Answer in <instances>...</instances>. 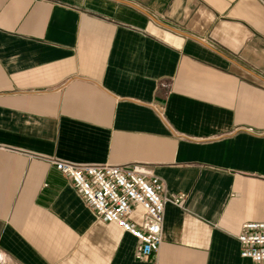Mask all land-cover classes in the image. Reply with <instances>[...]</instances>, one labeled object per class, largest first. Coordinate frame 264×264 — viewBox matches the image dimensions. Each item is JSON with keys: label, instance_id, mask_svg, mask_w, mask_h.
Returning a JSON list of instances; mask_svg holds the SVG:
<instances>
[{"label": "crops", "instance_id": "obj_1", "mask_svg": "<svg viewBox=\"0 0 264 264\" xmlns=\"http://www.w3.org/2000/svg\"><path fill=\"white\" fill-rule=\"evenodd\" d=\"M51 159L164 184L163 244L100 220ZM137 208L133 220L141 222ZM264 222V0H0V260L256 264Z\"/></svg>", "mask_w": 264, "mask_h": 264}, {"label": "built area", "instance_id": "obj_2", "mask_svg": "<svg viewBox=\"0 0 264 264\" xmlns=\"http://www.w3.org/2000/svg\"><path fill=\"white\" fill-rule=\"evenodd\" d=\"M50 161L70 179L100 220L117 224L137 240L136 260L158 254L163 244L165 207H183L186 194L168 197L160 179L138 166ZM137 208L143 210L141 222L133 220ZM237 240L243 259L264 264V222L245 224ZM0 264L4 263L0 260Z\"/></svg>", "mask_w": 264, "mask_h": 264}]
</instances>
